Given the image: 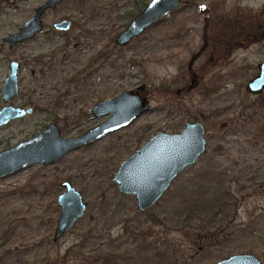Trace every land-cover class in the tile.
<instances>
[{
	"label": "rangeland",
	"instance_id": "1",
	"mask_svg": "<svg viewBox=\"0 0 264 264\" xmlns=\"http://www.w3.org/2000/svg\"><path fill=\"white\" fill-rule=\"evenodd\" d=\"M45 1L0 0V108H34L0 126V151L50 122L63 138L77 136L108 117L90 116L96 102L140 85L151 109L58 161L0 178V264H215L234 254L264 264V91L245 88L264 60V41L250 39L217 61L210 43L230 30L241 40L264 28V0H182L125 46L117 35L150 0H64L45 12L40 35L9 49L2 38ZM96 8L104 10L103 25L90 46L83 17ZM60 19L72 27L46 41ZM203 46L192 66L198 84L186 92L187 64ZM11 61L20 65L19 91L4 101ZM187 120L203 124L205 152L139 211L134 195L114 181L120 163L155 133H178ZM63 181L86 208L53 241Z\"/></svg>",
	"mask_w": 264,
	"mask_h": 264
},
{
	"label": "water",
	"instance_id": "2",
	"mask_svg": "<svg viewBox=\"0 0 264 264\" xmlns=\"http://www.w3.org/2000/svg\"><path fill=\"white\" fill-rule=\"evenodd\" d=\"M61 1L63 0H46L18 32L5 36L4 40L12 46L35 36L41 30V14L45 9L52 8ZM180 2L181 0H150L122 30L117 42L124 45L141 35L147 28L176 9ZM61 24L67 25L69 22L63 21ZM55 26L59 29L64 27L60 24ZM191 78V83L194 84L193 76ZM144 87L140 85L134 90H126L111 99L100 101L91 110V115L92 117L109 115L108 118L78 136L63 138L59 127L55 123H50L32 137L0 151V178L34 164L58 161L73 150L127 127L135 118L151 109L150 100L140 93ZM246 89L253 95H259L263 91L264 62L259 63L258 73L247 82ZM17 91V64L11 62L10 73L2 87V98L7 100ZM31 112L30 108L25 110L21 107L4 106L0 109V126ZM205 150L203 124L200 121H187L178 133L159 131L152 135L142 147L120 163L114 181L120 192L134 195L139 211H146L167 190L172 180L186 167L194 164ZM60 185L64 187V191L56 198L60 210L53 241L69 231L86 208L82 195L69 181H63ZM215 264H261V262L252 254H234Z\"/></svg>",
	"mask_w": 264,
	"mask_h": 264
},
{
	"label": "flooded vegetation",
	"instance_id": "3",
	"mask_svg": "<svg viewBox=\"0 0 264 264\" xmlns=\"http://www.w3.org/2000/svg\"><path fill=\"white\" fill-rule=\"evenodd\" d=\"M64 1V0H63ZM147 4L148 3H146L145 4V6L142 8V9H140L139 11H137V13L135 14V16L137 15V14H139L146 6H147ZM182 4V0H181V2H180V5ZM57 5V4H56ZM55 5V6H56ZM179 5V6H180ZM40 6V5H39ZM38 6V7H39ZM54 6V7H55ZM178 6V7H179ZM38 7H36L35 9H34V11H33V14H32V16L35 14V10L38 8ZM53 8V7H52ZM51 8H48V9H45L44 10V12L41 14V17H40V19H41V30L39 31V32H37L36 34H35V36H33V37H36V36H38V35H40V33L42 32V31H44V26H43V21H42V17H43V15L45 14V12L47 11V10H50ZM175 10V9H174ZM102 11H104L102 8H96L95 9V11H93L92 13V17L91 16H88V14L86 15V16H84L83 17V21H84V25H83V27H85V25H87V23L88 24H90L91 26V28L90 27H88V29L89 30H85L84 32H83V34H84V37H88L90 40H88V42H89V45L91 46V43H93V41H94V39H92L93 37H95V35L97 36V35H99L100 34V27L103 25V24H101V20H102V16H104L103 15V13H102ZM169 15V14H168ZM168 15H166V16H168ZM31 16V17H32ZM135 16H133V18L128 22V24L126 25V27L130 24V22L134 19V17ZM165 16V17H166ZM30 17V18H31ZM30 18H28V19H30ZM27 19V20H28ZM27 20H25L19 27H18V29H17V31L16 32H18V30L21 28V27H23V25L25 24V22L27 21ZM63 21H68L69 22V24H67V25H65V24H61ZM57 24H60L61 26H63L64 25V27H60L61 29H59V27H56L55 25H57ZM158 24V23H157ZM72 25H73V22L72 21H70V20H68V19H60V20H58V21H56V22H53V24H52V29H51V32L52 33H54L56 36H55V38H53L52 36H49V35H47V36H45L44 37V39L46 38V41H54V40H56V37H57V35L58 34H61V33H64V32H67V31H69L70 30V28L72 27ZM156 25V24H155ZM154 26V25H153ZM125 27V28H126ZM64 28V29H63ZM124 28V29H125ZM123 29V30H124ZM148 29V28H147ZM63 31V32H62ZM231 31V32H230ZM229 31V34L227 33L225 36H223V38H219V37H213V38H216L215 40H211V46H212V49L213 50H215V53H213L214 54V56H215V59L214 60H220V59H224V58H227V56L230 54V52L231 51H233L234 49H237L238 47H242V46H244V47H246L247 45H249V42H250V39H252V41L253 42H258L259 40H262V41H264V28H259L258 30H257V32H256V29H254V30H252V32H250V33H244L243 34V36H242V38H241V40H239L238 39V37L240 36V34H234L233 33V31L232 30H230ZM16 32H14V33H16ZM122 32V31H121ZM121 32H119V34L121 33ZM10 34H13V33H10ZM119 34L117 35V37H116V39H115V42H116V44L117 45H121V46H125L126 44H128V43H126V44H119L118 42H117V40H118V36H119ZM9 34H7L6 36H8ZM237 35V37H235ZM244 35H246V37L244 38ZM5 37V36H4ZM4 37L2 38V40L5 42V43H7V46H8V48L10 49V48H12L13 46H15L16 44H19V43H21V42H23V41H25V40H27V39H24V40H22V41H19L18 43H15V44H13L12 46H10L9 45V43L7 42V41H5L4 40ZM32 37V38H33ZM238 39V40H237ZM246 39V40H245ZM65 43H66V41H65ZM246 43V44H245ZM264 45V44H263ZM204 47L205 46H203V48H201L199 51H198V54L197 55H195L193 58H191L190 59V61L188 62V64H187V70H188V72H189V84L186 86V89H185V91L186 92H189L190 90H192V88H194L195 86H197V84H198V76H197V73H195L193 70H192V66H193V63H194V61H195V59H196V57H198L201 53H202V51L204 50ZM223 47V48H222ZM213 59V58H212ZM11 62H13V63H16L17 64V84H18V91H19V81H18V74H19V63L18 62H16V61H11ZM11 62H9V72L7 73V75H6V77H5V79L7 78V76H8V74L10 73V63ZM261 62H264V60L263 61H261ZM261 62H259V63H261ZM259 63L257 64V73H258V65H259ZM256 73V74H257ZM193 76V80L195 81V83L194 84H192L191 83V80H192V77ZM5 79H4V81H5ZM4 81H3V83H2V86H1V97H2V87H3V85H4ZM247 85V84H246ZM245 88H246V86H245ZM247 90V89H246ZM18 91H17V93L15 94V95H17L18 94ZM181 91H182V89L180 88V89H178L177 90V94L179 95V93H181ZM263 91H264V89H263ZM262 91V92H263ZM247 92L249 93V91L247 90ZM261 92V93H262ZM141 93V95L142 96H146L147 97V95H146V91H145V87H144V90L143 91H141L140 92ZM260 93V94H261ZM249 94H251V93H249ZM15 95H13V96H15ZM253 95V94H252ZM12 96V97H13ZM11 97V98H12ZM148 98V97H147ZM3 99V98H2ZM9 99V98H8ZM7 99V100H8ZM4 100V99H3ZM105 100V99H104ZM4 101H6V100H4ZM100 101H103V100H100ZM100 101H98V102H96L95 103V105L92 107V108H90V110H89V113H90V116L92 117V115H91V110L100 102ZM5 106H9V105H5ZM4 106H2L1 108H3ZM13 107H21V108H23V109H28V108H30L31 110H32V112L31 113H26L24 116H22V117H20V118H23V117H25V116H28V115H31V114H33L34 113V108H32V107H27V108H24L23 106H13ZM0 108V109H1ZM107 116H109V115H107ZM98 117H100V116H98ZM102 117V116H101ZM108 118V117H107ZM106 118V119H107ZM17 119H19V118H17ZM105 119V120H106ZM13 120H15V119H13ZM105 120H103L102 122H104ZM12 121V120H11ZM187 121H189V120H187ZM186 121V122H187ZM102 122H100V123H98V124H96V125H94V126H92V127H90V128H88V129H86V130H84L83 132H85V131H87V130H89V129H91V128H93V127H95V126H97V125H99V124H101ZM190 122H194V121H190ZM50 123H55V122H50ZM50 123H48L46 126H48ZM185 124V123H184ZM57 125V124H56ZM45 126V127H46ZM184 127V126H183ZM204 127V126H203ZM183 129V128H182ZM42 131V130H41ZM83 132H81L80 134H82ZM204 132H205V128H204ZM37 134V133H36ZM79 134V135H80ZM78 136V135H77ZM26 140V139H25ZM22 141H24V140H22ZM19 143V142H18ZM12 147V146H11ZM11 147H8V148H11ZM8 148H5V149H8ZM4 149V150H5ZM2 151V150H1ZM24 169V168H23ZM20 171V170H19ZM56 203H57V199H56ZM57 206L59 207V205H58V203H57ZM59 210H60V207H59ZM58 215H59V213H58Z\"/></svg>",
	"mask_w": 264,
	"mask_h": 264
},
{
	"label": "trees",
	"instance_id": "4",
	"mask_svg": "<svg viewBox=\"0 0 264 264\" xmlns=\"http://www.w3.org/2000/svg\"><path fill=\"white\" fill-rule=\"evenodd\" d=\"M212 235V234H211Z\"/></svg>",
	"mask_w": 264,
	"mask_h": 264
}]
</instances>
